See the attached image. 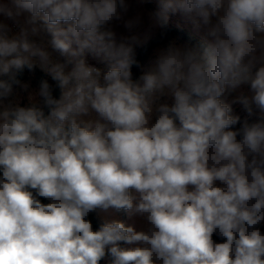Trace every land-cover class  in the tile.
Segmentation results:
<instances>
[{"label":"clouds","instance_id":"clouds-1","mask_svg":"<svg viewBox=\"0 0 264 264\" xmlns=\"http://www.w3.org/2000/svg\"><path fill=\"white\" fill-rule=\"evenodd\" d=\"M160 8L211 40L169 45L134 80L142 41L111 28L126 0H0V264H264V0ZM37 63L59 98L41 80L43 107H22L17 74ZM242 85L250 95L236 102L259 118L233 131L240 118L222 97Z\"/></svg>","mask_w":264,"mask_h":264},{"label":"rangeland","instance_id":"rangeland-1","mask_svg":"<svg viewBox=\"0 0 264 264\" xmlns=\"http://www.w3.org/2000/svg\"><path fill=\"white\" fill-rule=\"evenodd\" d=\"M138 1L137 4H133L132 6H129L128 12L124 15V17L128 18L129 15L131 16L133 14L134 18L139 17L140 23L137 26L136 35H139L142 43L135 48L134 55L137 51V49L147 42L149 39H151L153 36H155L160 30H161V24L160 21L156 19L162 18L160 15H158L161 12L160 8V0H136ZM143 1L144 5L147 8V10L143 7ZM128 2V0H126ZM133 9V10H132ZM27 15V14H25ZM155 16V17H154ZM167 20L172 26L179 28V29H185L191 32L193 35L197 36L200 40L205 42L206 44L210 42L211 37L207 35L206 28L201 26L200 28H197L194 26V24L187 19L182 13L176 12V13H168ZM136 30V28H135ZM131 35V34H130ZM119 41V40H118ZM175 44L177 46H185L180 40H171L167 45L159 46L155 49H153L147 56V58L143 61L141 64V68L134 69L132 67V73H133V79H138L139 75L141 74L142 68H147L151 65V63L155 60L158 53L166 49L169 45ZM85 59H90L95 64L98 65L99 69L101 70V73H105L108 70V64L104 61H102L100 58L94 57L90 53L85 54ZM61 62H65V58H59ZM74 67V64H67L66 71H70ZM40 72H44L41 68L38 69ZM46 80V79H45ZM49 85L52 88L53 97L56 92H59L60 95V89L58 88L56 82L49 77V80H47ZM41 80L37 79L32 73L28 75V77L22 82L23 84H28L29 87L27 90H24L23 88L16 86L14 89V95L11 98L13 102L18 103L22 107H28L31 106L33 103L37 104L38 106L43 107V101L42 98L39 97L38 91H39V84ZM166 95L162 98L161 102H166L169 105H171L174 102V98L172 97L171 93L166 90ZM241 94L250 95L249 88L247 85H242L237 90L226 93L222 99L224 102L229 103L232 107V114L235 116H239V122L231 127L230 130L237 131L240 127H243V124L250 120H258L259 113L255 112L252 116H249L247 112L244 110L243 106L236 102L237 97ZM58 95V98H59ZM31 97V99H30ZM92 118L95 119V113L91 114V117H86V119ZM239 139V138H238ZM112 218L118 219L122 222H124L126 225H133L137 230H140L142 228L146 227V223L142 218L139 217H129L124 212L116 213ZM260 231L264 233V223L260 224ZM107 259L104 260V264H107Z\"/></svg>","mask_w":264,"mask_h":264},{"label":"trees","instance_id":"trees-1","mask_svg":"<svg viewBox=\"0 0 264 264\" xmlns=\"http://www.w3.org/2000/svg\"><path fill=\"white\" fill-rule=\"evenodd\" d=\"M158 21H160L161 24V30L153 36L151 39H149L147 42L142 44L135 53V59L138 61V63L141 65L143 61L147 58L148 54L159 46L167 45L171 40H180L184 45L197 48L200 51H203L207 44L200 40L197 36L193 35L191 32L185 29H179L174 26H172L167 20L163 18H158ZM134 69H137L135 65L133 66ZM32 73L37 79L39 80H49V77H51L46 72H40L37 68H33L29 70L27 67H25L21 72L17 74V78L23 82L28 75ZM7 77L0 76V79H6ZM59 92H56L54 95V98H58ZM45 112L47 113V109L45 108ZM257 121V120H256ZM255 120L247 121V123L251 124L256 122ZM242 127L239 128V130ZM238 131V130H237ZM238 138H240L238 136ZM42 203H47L48 201L41 198ZM89 219L92 220L93 227L97 228L99 226V219L95 215V213L90 214ZM260 228V225L258 226ZM213 240L217 243L223 242L222 238L218 235H213ZM101 264H104V261L101 262Z\"/></svg>","mask_w":264,"mask_h":264},{"label":"crops","instance_id":"crops-1","mask_svg":"<svg viewBox=\"0 0 264 264\" xmlns=\"http://www.w3.org/2000/svg\"><path fill=\"white\" fill-rule=\"evenodd\" d=\"M137 2L138 1H136V0H128V5L130 6H132L134 3L135 4H137ZM134 4V5H135ZM143 7H144V9L145 10H147V8L145 7V5H144V1H143ZM131 8H133V6L131 7ZM133 10V9H132ZM155 17V16H154ZM3 17H0V20L2 19ZM134 18V16H133V14L130 16L129 15V17L128 18H126V17H124L123 18V20L122 21H113L112 22V24H111V28H112V30L117 34V40H120V38L121 37H127V36H129L130 34L132 35V34H135L136 33V31H137V27H136V30L135 29H133V31L132 32H129V30L128 29H126L125 27H124V21L125 20H128V19H133ZM157 19V18H156ZM158 20V19H157ZM138 47V46H137ZM157 48V47H156Z\"/></svg>","mask_w":264,"mask_h":264},{"label":"built area","instance_id":"built-area-1","mask_svg":"<svg viewBox=\"0 0 264 264\" xmlns=\"http://www.w3.org/2000/svg\"><path fill=\"white\" fill-rule=\"evenodd\" d=\"M2 19H3V18H2ZM2 19H1V20H2ZM5 22H7V23L9 24V26L12 27V31H13V33H15V32L18 31V28L15 27V25L13 24L12 21L8 20V21H5ZM85 60H86V63H87L88 65H90V66H94V67H97V68L99 69L98 65L95 64V63H94L93 61H91L90 59H85ZM34 67L37 68V69H40L38 63H37ZM44 72H45V71H44ZM161 101H162V100H161Z\"/></svg>","mask_w":264,"mask_h":264}]
</instances>
